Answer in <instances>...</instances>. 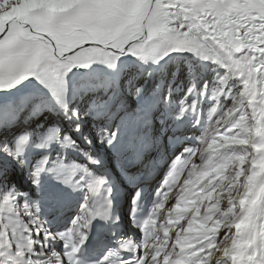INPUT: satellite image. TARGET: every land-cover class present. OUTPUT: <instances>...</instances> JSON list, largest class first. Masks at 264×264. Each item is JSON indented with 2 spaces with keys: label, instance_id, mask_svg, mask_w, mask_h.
Here are the masks:
<instances>
[{
  "label": "rangeland",
  "instance_id": "rangeland-1",
  "mask_svg": "<svg viewBox=\"0 0 264 264\" xmlns=\"http://www.w3.org/2000/svg\"><path fill=\"white\" fill-rule=\"evenodd\" d=\"M16 2L21 16L45 6L56 10L67 6L63 0ZM195 3L196 0L155 2L169 14L166 26L159 28V33L174 37L179 42L170 45L169 56L173 58V63H170L167 72L159 70L154 75L149 74L153 69L157 70L158 57L162 52V44L158 40L138 48L141 51L139 61L147 60V65L140 69L141 74L136 72V65L128 66V57L121 54L108 56L114 71L119 74L120 86L130 96H126L124 90L118 92L113 87L111 78L115 82V76L103 71L99 74L91 63L73 65L62 87L51 71L55 64L38 68L36 74L14 84L0 86V224L7 226L17 245L28 248L40 240L33 208L41 197L40 193L45 191L47 182L59 178L65 165L76 164L80 170L87 171L83 158L86 147L81 146V140L73 134L75 125L83 126V141L92 140L100 152L108 150L114 154L112 161L126 164L129 154H134L136 143L148 151L152 142L165 135L159 145H166V149L177 132L166 129L174 121L173 115H182L186 107L195 120V128L184 132L183 136L192 132L191 139L178 142L174 152L165 150L171 152L165 164L176 153H186L183 177L187 174L188 183L184 186L183 197H180L183 204L178 203V208L183 209L180 217L169 215L173 223L158 229L161 233L169 230L168 237L164 238L177 243L173 248L167 244L162 249L165 256L162 263H168L173 256L189 249L191 264H229L224 258L220 260L226 255L233 239V230L225 228L236 218L234 216L240 207L239 196L248 183L255 127L248 114L249 106L241 83L227 69L216 71L224 66L221 62L217 66H209L207 78L202 74L197 77L189 67L191 80L189 86L183 89V68L179 71L178 66L183 64V59H193L187 50L191 52L194 47L218 48L213 39L214 32L208 27L211 23L200 16V8ZM255 17L258 21L253 28L260 30L263 18L259 14ZM184 25L187 27L181 30ZM174 73L176 78H173ZM188 74H184L185 78ZM150 75L152 82L146 85ZM193 86L196 91L189 93ZM208 87L210 90L207 93ZM61 89L68 94L63 100ZM64 103L69 104V114L64 113ZM141 104L148 105L151 112L149 124H152L148 127V137L142 140L139 129L143 128L146 119H140L143 123L135 122L132 137L133 125L128 122L131 112L142 116L143 112L136 109ZM171 111L173 114H170ZM154 121H157L155 129ZM42 166L44 171H41ZM162 168L159 180L166 170L164 165ZM29 197H33L35 204L31 201L26 204ZM165 215L161 211L153 216L154 223L163 220ZM41 220L43 222L44 219ZM39 251L40 245L34 249V252Z\"/></svg>",
  "mask_w": 264,
  "mask_h": 264
},
{
  "label": "bare ground",
  "instance_id": "bare-ground-1",
  "mask_svg": "<svg viewBox=\"0 0 264 264\" xmlns=\"http://www.w3.org/2000/svg\"><path fill=\"white\" fill-rule=\"evenodd\" d=\"M196 3L200 8V16L211 23L208 27L214 32L213 39L218 48L216 50H210V48L206 46V48L203 49L194 47L191 49V52L187 50V54L190 55V57H197L201 62H213L212 64L214 66L219 65V62H221L224 66L219 67L216 71L227 69L232 72L231 75L234 76V79L241 83L243 96L246 99V104L249 106L248 114L253 120L255 127L254 137L251 141L253 158L250 161L248 177L246 176L248 183L239 196L240 207L236 216H234L236 218L234 221L232 219L233 222L227 224L228 226L225 228L226 230H233V239L232 243L229 239L231 245H228L229 247L226 255L222 256L220 260L223 261L224 258V260H228L229 264H264V0H196ZM256 14H259L261 16L260 18H263L260 22V26H262L261 29L259 28L260 30L255 29L256 22L258 21L255 17ZM253 26L255 28H253ZM235 38L237 42L233 43L232 41ZM154 40H158L160 44H162V52L159 54L157 63L158 67H160L159 70L167 72L170 68V63H173L171 62L173 58L170 59L169 56L170 45L167 46L159 36L153 37L147 42ZM209 47L213 46L210 45ZM138 48L131 51L123 50V53H119L121 50H115L116 52H114L113 49L106 47L99 52L90 63L96 68L95 70L99 71V74L100 71H103L106 74L108 73L109 75L115 76V82H118V88H120V81L117 75H115L116 72L111 66L108 56L112 54H121L122 56L128 57V66L131 67L134 65L135 67L136 65V67H138L136 72L141 74L140 69L142 68L140 64L143 66L147 65L145 63L147 60L143 59L139 61L141 58V51H139ZM131 60L133 63H131ZM134 62H138L139 64ZM181 66H183V80H185L184 74L187 72L189 66H191V63L189 60L183 59V64H181ZM196 66L198 69L200 68V70L202 68L201 74H204V77H208L207 71L204 69L207 66L205 63H200ZM54 68L57 69L56 72H53ZM71 68L65 71L59 69L56 65L51 67V71L55 74L57 82L61 87L64 85L65 79L71 71ZM196 68L194 70H196ZM191 69L193 70V67ZM159 70H157V72ZM188 73H191V71ZM149 74H152V72H149ZM174 77L175 73L173 74V78ZM189 81L190 78L188 76L183 85V89L189 86ZM148 82L149 81H147L146 84H148ZM149 84H151V82ZM209 90L210 87H208L206 92L208 93ZM195 91L196 90L192 93ZM60 92L63 94L62 100L67 98L68 94H66L64 89H61ZM138 108L143 110L142 116L139 117L136 114L137 112H131L130 121L128 122L130 124L133 120L138 121L140 119H146L144 122V125H146L148 118L146 115H151L149 107L147 104H141ZM170 114H173V111H171ZM173 116L175 119L166 130L177 131L173 135H176V138L172 139L173 146H176V149L178 148V142H186L191 139L190 133L192 132L187 135L185 134L186 137L185 135L183 136V133H187L195 128V120H193L194 118L191 117V113L186 107L183 108L182 115ZM156 122L157 121L153 122L154 129L156 128ZM149 126L151 127L152 124H148L147 128L144 129L140 135L141 140L148 137L147 133H149ZM79 129L83 132V126L80 127L79 124L72 128L75 136H77ZM134 131L133 128L131 137L134 135ZM164 137L165 135L162 136V139ZM160 143L161 142L158 141L152 142L149 147V149L153 147L151 151H146L145 149L143 151L141 146H138L136 143L133 151L134 154H129V161L124 164L119 161H112L114 154L108 152V150L100 152L94 146L92 140L83 141L82 139L81 146L86 147L85 156L83 158L85 161L84 166L86 165L87 171H85V169L80 170L76 164L65 165L61 170L59 178L47 182L46 191L41 193L44 197H40L37 201L38 205L33 212V216L36 217V222L39 224L40 233L38 237L40 240H36L33 246L28 248H25L23 245H17L15 236L10 234L7 226H2L0 224V248H5L14 253V264H65L62 262L61 256L53 257L49 255L52 252H56L59 246V240L55 238L52 233L64 230L65 219L67 218V221H69L71 215L77 208H79V211L75 219L85 216V214L89 212V209L85 208V204H88L92 209L91 213H94L90 201L93 200L94 196L104 185L107 186V191L112 194L113 197L119 191L127 192L128 195L129 191H132L133 178L134 183H137L138 180H141L142 176H145L144 171L148 172L146 179L156 173L158 175L163 160L158 159L157 150L162 153L160 155L166 158L164 160H167L171 152H166L165 150L173 147L170 145L167 146L166 149H163V147H159ZM185 156L186 153L184 152L176 153L173 158L169 160L171 161L170 171L166 170L164 174H161V176H164L162 180L160 182H158L157 179L150 181L151 191L155 189V192L158 191L162 194L158 206L153 211V216L159 215L161 211L166 215L163 220L156 221V223H154L152 216L150 221H148L139 232L135 229L130 231L133 236L137 233L142 234L143 238L140 247L142 246L145 249V255L141 257V264H153V262L154 264H163L162 262L165 256L162 249L167 244L170 245V248L177 246V243L166 240L169 235L167 232H170L169 230H165L161 233L158 229L161 226L165 225L167 227L173 223L169 215L174 214L175 218H177L180 217L183 212V209L178 208L180 207L178 203L179 205L183 204V198L181 199L180 197H183L184 186L188 183L187 174L183 177L186 170V165H184L185 162L183 160ZM103 159L108 161L106 166H103L101 163ZM119 168L123 169L120 170ZM44 170L45 168L42 166L41 171ZM1 178L4 179V177ZM254 179L256 180L253 182ZM21 190L23 191V189ZM139 193L140 190L133 193L132 197L138 198ZM82 195H84L83 202L80 200ZM127 195H124V202L128 198ZM26 199L28 200L26 204H29L30 201L34 203V200H32L33 197L32 199H30V197ZM179 199L181 200L179 201ZM52 200H55V203H52ZM44 215H51V217L43 221V224L40 217ZM50 219L55 222L52 227L47 224ZM175 226L177 227L178 224L176 223ZM45 230L48 233L51 231V233L43 235ZM43 236H45L47 244H44L42 251H39V253L34 252V249L42 245L43 242L41 243V241H43ZM191 259L190 250L184 249L183 252L181 251L173 256L166 264H191ZM197 264H203V262H198Z\"/></svg>",
  "mask_w": 264,
  "mask_h": 264
},
{
  "label": "snow or ice",
  "instance_id": "snow-or-ice-1",
  "mask_svg": "<svg viewBox=\"0 0 264 264\" xmlns=\"http://www.w3.org/2000/svg\"><path fill=\"white\" fill-rule=\"evenodd\" d=\"M63 2L67 6L58 10L45 6L21 16L16 0H0V86L14 84L49 64L66 71L75 64L90 63L106 47L131 51L158 36L167 46L179 44L174 37L159 33L158 29L166 26L169 14L159 5L154 7L155 0ZM186 27L184 25L181 30ZM56 71L54 68L53 72ZM85 208L89 213L92 211L88 204ZM89 213L76 219V224L83 225V229L89 225ZM76 235L82 237L78 243H74ZM86 239L87 234L80 227L69 233L71 260ZM130 243L125 242L123 247L127 249ZM142 250L136 258L122 264H140L145 255L143 247ZM49 255L60 254L52 252ZM111 255L110 252L108 256ZM74 264L81 262L76 259Z\"/></svg>",
  "mask_w": 264,
  "mask_h": 264
},
{
  "label": "water",
  "instance_id": "water-1",
  "mask_svg": "<svg viewBox=\"0 0 264 264\" xmlns=\"http://www.w3.org/2000/svg\"><path fill=\"white\" fill-rule=\"evenodd\" d=\"M233 43L234 42H237V39L235 38V39H233V41H232ZM114 52H116L115 50H113ZM119 53H123V50H121V52H119Z\"/></svg>",
  "mask_w": 264,
  "mask_h": 264
}]
</instances>
